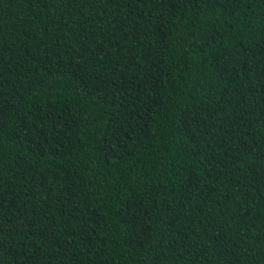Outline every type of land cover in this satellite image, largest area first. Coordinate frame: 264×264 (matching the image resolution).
Segmentation results:
<instances>
[{"label": "trees", "instance_id": "1", "mask_svg": "<svg viewBox=\"0 0 264 264\" xmlns=\"http://www.w3.org/2000/svg\"><path fill=\"white\" fill-rule=\"evenodd\" d=\"M0 264H264V0H0Z\"/></svg>", "mask_w": 264, "mask_h": 264}]
</instances>
